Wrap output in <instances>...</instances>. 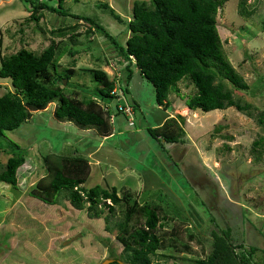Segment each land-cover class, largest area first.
I'll return each instance as SVG.
<instances>
[{
    "label": "rangeland",
    "instance_id": "obj_1",
    "mask_svg": "<svg viewBox=\"0 0 264 264\" xmlns=\"http://www.w3.org/2000/svg\"><path fill=\"white\" fill-rule=\"evenodd\" d=\"M140 1L64 0L62 8L68 17L43 11L34 22L26 1L0 0V57L19 49L38 55L53 43L58 50L64 49L56 74L70 71L64 85H59L65 95H71L74 86L77 98L89 94L95 86L91 71L98 69L123 84L125 72L116 48L127 37L124 22L132 4ZM99 3L118 14L122 23L98 9ZM82 16L95 19L115 44L92 31ZM215 23L224 58L248 88L231 90L232 96L250 105L252 117L232 107L189 111L184 102L194 88L185 79L169 90V106L163 110L154 102L151 85L133 67L123 97L131 106L130 117L116 112L113 99L97 102L113 116L108 122L110 138L56 122L52 118L55 103L32 112L25 123L0 138L25 154L15 187L0 183V264H101L121 252L115 236L123 206L114 207L109 215L101 204L90 211L87 204L75 209L63 194L52 205L27 196L42 175L41 158L51 154L87 161L83 189L114 187L118 197L129 196L128 203L158 207V216L167 221H160L161 227L155 229L161 248L150 258L151 264H191L190 259H202L213 223L228 227L231 243L243 252L249 247L264 250V127L255 117L264 114V0H225ZM67 27L73 29L67 31ZM56 29L66 31L57 36ZM66 50L76 54L71 57ZM6 90H10L9 80L0 79V95ZM165 115L182 117V143H157L147 135L146 129L158 126ZM130 119L132 126L127 125ZM216 126L220 129L213 133ZM256 141L259 146L253 147ZM8 157L0 149V170ZM99 210L100 217L88 216ZM260 256L257 251L250 264H258Z\"/></svg>",
    "mask_w": 264,
    "mask_h": 264
},
{
    "label": "trees",
    "instance_id": "obj_2",
    "mask_svg": "<svg viewBox=\"0 0 264 264\" xmlns=\"http://www.w3.org/2000/svg\"><path fill=\"white\" fill-rule=\"evenodd\" d=\"M30 6V20L36 22L43 11L58 17H68L63 10L64 0H23ZM225 0H142L134 2L130 17L124 22L125 38L122 46H117L125 72L120 89L127 94V82L130 67L146 80L153 89L155 104L165 110L169 106L166 100L169 90L180 80H187L194 92L184 102L189 111L207 113L213 110L234 108L247 116L250 105L234 99L232 91H246L247 85L231 68L222 54L221 44L216 31L215 16ZM55 3V7L52 4ZM242 5V4H241ZM98 9L117 24L122 23L118 14L106 4L99 3ZM241 15L245 13L240 11ZM79 18V17H78ZM92 31L100 32L114 45L115 42L95 19L81 17ZM67 31L73 29L67 27ZM57 36H63L66 30L56 29ZM69 56L75 51L66 50ZM64 54L63 47L58 50L50 43L40 54L35 55L25 49H19L8 56L0 57V79H8L11 90L0 95V138L4 132H11L25 123L32 112L42 111L47 105L55 103L52 118L60 123H68L76 131L91 130L98 137L110 135L107 121L108 111H103L97 102L112 100L109 92L115 79H109L101 70L91 71L95 83L89 94L77 98L74 86L71 95H65L59 85L67 80L70 71L56 74L58 59ZM65 85L64 87H66ZM78 92V91H77ZM89 96V97H87ZM131 107V106H130ZM252 117V116H251ZM264 127V114L255 115ZM183 119L180 115L166 118L159 126L147 128V135L157 143L179 144ZM219 126L213 128L217 133ZM260 141V140H259ZM259 141L252 146H259ZM0 149L9 154L0 170V183L15 187L17 169L25 162L24 152L12 142H0ZM42 175L26 194L46 205L57 202L63 194L70 205L92 210L97 204L106 208L112 215L114 207L123 206L122 219L116 223V241L122 249L118 256L111 257L109 264H151V257L161 248V241L155 229L161 227L160 221L167 217L158 216V207L148 204L128 203L127 194L116 195L114 187L101 189L95 185L89 189L80 187L89 173L87 161L78 156L58 154L41 158ZM108 204H105V202ZM102 211L88 214L91 218L100 217ZM105 218V217H104ZM106 220V218H105ZM169 220V219H168ZM185 221V219H183ZM211 222L213 223L212 219ZM214 229L208 238V252L202 259H190L191 264H250L252 256L259 251L258 264H264V250L249 247L243 252L241 246L231 243L230 229ZM241 249L237 253L236 249Z\"/></svg>",
    "mask_w": 264,
    "mask_h": 264
},
{
    "label": "built area",
    "instance_id": "obj_3",
    "mask_svg": "<svg viewBox=\"0 0 264 264\" xmlns=\"http://www.w3.org/2000/svg\"><path fill=\"white\" fill-rule=\"evenodd\" d=\"M110 67L113 69L112 65H110ZM118 80H119V78L115 79L114 86H113L112 90L109 92V95L113 97L114 101H118L121 98V96H122V90L120 89V87L123 84H120ZM115 110H116L117 113H120V114H122L124 116H129L130 117L131 114H132L131 107H129L126 104H121V105L120 104H116L115 105ZM103 111H107V109L105 107H103ZM112 118H113V116L109 115L107 117V121L112 123ZM127 125L128 126H132L131 119L129 121H127Z\"/></svg>",
    "mask_w": 264,
    "mask_h": 264
},
{
    "label": "crops",
    "instance_id": "obj_4",
    "mask_svg": "<svg viewBox=\"0 0 264 264\" xmlns=\"http://www.w3.org/2000/svg\"><path fill=\"white\" fill-rule=\"evenodd\" d=\"M10 90H11V88H10ZM169 117H172L171 115H165L164 117H163V119L160 121V124L166 119V118H169ZM57 122V121H56ZM60 123V122H59ZM66 124H68V123H66ZM159 124V125H160ZM110 125V128H111V124H109ZM158 125V126H159ZM82 132V131H81ZM85 132H91V130H86ZM112 136V128H111V130H110V135H108V136H106V137H100V138H102V139H106V138H110ZM97 151V149H95V151L94 152H96ZM93 152V151H92ZM91 152H88V156H89V154H90Z\"/></svg>",
    "mask_w": 264,
    "mask_h": 264
},
{
    "label": "clouds",
    "instance_id": "obj_5",
    "mask_svg": "<svg viewBox=\"0 0 264 264\" xmlns=\"http://www.w3.org/2000/svg\"><path fill=\"white\" fill-rule=\"evenodd\" d=\"M114 69V68H113ZM123 94H122V96H121V98L118 100V103H117V101H115V105H116V103L117 104H119V101H122V104H126V102H125V100L123 99ZM113 98V97H112ZM121 105V104H120ZM126 105H128V104H126ZM129 106V105H128ZM130 107V106H129ZM133 125V124H132Z\"/></svg>",
    "mask_w": 264,
    "mask_h": 264
},
{
    "label": "water",
    "instance_id": "obj_6",
    "mask_svg": "<svg viewBox=\"0 0 264 264\" xmlns=\"http://www.w3.org/2000/svg\"><path fill=\"white\" fill-rule=\"evenodd\" d=\"M62 85H64V80H62ZM119 104H122V101H119ZM110 262H111L110 260H106V261H103V263H101V264H104V263L109 264ZM119 264H121V263H119Z\"/></svg>",
    "mask_w": 264,
    "mask_h": 264
}]
</instances>
